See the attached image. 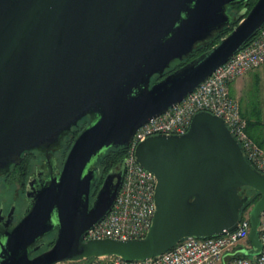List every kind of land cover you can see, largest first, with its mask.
<instances>
[{"label": "water", "instance_id": "water-1", "mask_svg": "<svg viewBox=\"0 0 264 264\" xmlns=\"http://www.w3.org/2000/svg\"><path fill=\"white\" fill-rule=\"evenodd\" d=\"M238 0H0V171L21 153L47 149L85 116L59 174L27 195L19 222L0 241V264H58L117 256L157 257L187 237L234 230L249 196L251 248L264 210V175L245 158L224 120L195 113L180 135H154L135 149L136 162L156 178L155 211L142 238H83L112 208L124 161L109 170L92 199L97 159L126 148L135 130L165 113L231 58L264 25L256 0L213 47L166 73L228 26ZM154 78H159L152 83ZM52 246L32 257L43 235Z\"/></svg>", "mask_w": 264, "mask_h": 264}, {"label": "built area", "instance_id": "built-area-1", "mask_svg": "<svg viewBox=\"0 0 264 264\" xmlns=\"http://www.w3.org/2000/svg\"><path fill=\"white\" fill-rule=\"evenodd\" d=\"M263 64L264 25L178 104L139 126L125 148L123 178L116 200L110 211L87 232L83 240H127L145 235L155 211L153 194L156 178L136 162L135 149L140 142L154 135L185 133L193 115L199 111H207L222 118L247 161L264 175V148L248 135L247 121L240 113L237 100L229 93L232 81ZM249 229L247 212L234 230L213 237L184 238L157 257L128 261L117 256H103L88 263L78 261L58 264H264V210L260 213L257 228L261 250L254 256H243L241 250L251 248Z\"/></svg>", "mask_w": 264, "mask_h": 264}, {"label": "flooded vegetation", "instance_id": "flooded-vegetation-1", "mask_svg": "<svg viewBox=\"0 0 264 264\" xmlns=\"http://www.w3.org/2000/svg\"><path fill=\"white\" fill-rule=\"evenodd\" d=\"M158 79L159 78L153 80L152 83ZM89 120V116L83 117L77 122V125L72 126L70 130L63 134L51 147L47 149L24 151L21 153V160L18 164H10L7 168L0 171V241L3 240L4 233L11 230L21 219L30 201V197L27 193L31 189H39L42 185L47 184L51 178L59 174L74 138L88 125ZM7 182L9 184L14 183L17 185V188L23 190L26 203L21 214H17L16 212L15 201L12 200L7 203L5 200L3 194V188L5 186L3 185ZM93 198L94 196L91 201ZM49 234H53V237L48 241L46 237ZM55 237L56 229L43 235L34 245L39 243L45 245L49 243L47 247L49 249L54 243ZM42 248L43 246L37 252L32 253L30 257L45 251L42 250ZM47 248L46 250H48Z\"/></svg>", "mask_w": 264, "mask_h": 264}, {"label": "trees", "instance_id": "trees-1", "mask_svg": "<svg viewBox=\"0 0 264 264\" xmlns=\"http://www.w3.org/2000/svg\"><path fill=\"white\" fill-rule=\"evenodd\" d=\"M255 2L256 0H238L229 5L228 13L231 17V20L228 26L223 28L219 33L215 34L209 40L200 43L187 58L183 59L182 61L175 62L173 66L166 71V73L173 71L174 69L182 66L189 60L213 47L222 37L226 36L236 26V24L246 15ZM155 79L157 78H154V80ZM125 150V148H109L97 159L96 166L99 169V173L95 180V184L91 189L92 196H94L99 185L101 184L105 173L111 169L118 170L121 167ZM237 191L240 195L249 196V200L242 206L240 211V216L242 218L245 215L246 210L258 200L260 194L247 186L239 187ZM93 259L94 258H89L88 261Z\"/></svg>", "mask_w": 264, "mask_h": 264}, {"label": "rangeland", "instance_id": "rangeland-1", "mask_svg": "<svg viewBox=\"0 0 264 264\" xmlns=\"http://www.w3.org/2000/svg\"><path fill=\"white\" fill-rule=\"evenodd\" d=\"M261 82L257 80V77H253L251 75H247L245 77L241 78V82L237 88L234 89V92H231V96L237 100L239 104V109L241 115L246 119L250 120L252 116H255L256 114L263 116L264 115V103L261 104L260 102L264 99H259L256 96V92L259 91L261 88L264 87V78L261 79ZM259 83L262 84V86H259ZM261 89V90H262ZM33 163V162H32ZM33 166V164H32ZM5 186L3 188V194L5 196V200L7 203L10 201H15L16 204V212L17 214H21L22 209L26 203V199L24 198L23 190H20L17 188L16 184H9L8 182L3 185ZM249 212V209L246 210V213ZM245 213V214H246ZM53 237V234H49L46 237V240H51ZM47 241V242H48ZM49 246V243H46L43 245L42 250H46V248ZM48 249V248H47ZM82 263H88V259L82 260ZM70 264V263H66Z\"/></svg>", "mask_w": 264, "mask_h": 264}, {"label": "crops", "instance_id": "crops-1", "mask_svg": "<svg viewBox=\"0 0 264 264\" xmlns=\"http://www.w3.org/2000/svg\"><path fill=\"white\" fill-rule=\"evenodd\" d=\"M247 75L255 76L257 77V80L261 82L260 78H264V64L260 66L258 69L251 71L241 77L236 78L234 81H232L229 85V93L231 95V92H234V89L237 88L241 82V78L245 77ZM259 86H262L261 83H259ZM262 89V88H261ZM259 90L256 92V96L259 99H264V87L262 90ZM261 104L264 103V100L260 102ZM240 108V107H239ZM261 115V114H260ZM256 114L255 116H252L250 120L247 121V127L246 131L248 135L262 148H264V115L260 116Z\"/></svg>", "mask_w": 264, "mask_h": 264}]
</instances>
